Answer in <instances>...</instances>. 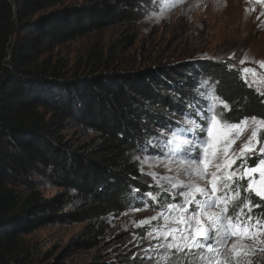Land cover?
Segmentation results:
<instances>
[{"label":"trees","instance_id":"trees-1","mask_svg":"<svg viewBox=\"0 0 264 264\" xmlns=\"http://www.w3.org/2000/svg\"><path fill=\"white\" fill-rule=\"evenodd\" d=\"M67 1L0 0V264H31L24 237L57 223H83L72 247L97 248L107 236V217L143 205L151 188L132 157L155 134L146 105L161 106L160 90L175 85L184 70L197 66L205 74L203 87L209 94L215 88L229 105L225 121L264 118V96L226 63L189 64L176 72L165 65L134 72L105 65L133 44L129 27L109 43L103 62L93 43L82 71L65 69L52 55L55 48L127 25L139 8L135 0ZM197 82L194 77L191 86ZM187 87L182 96L198 108ZM45 185L58 191L45 197ZM240 203L230 205V214ZM261 204L254 211L264 212ZM114 239L129 240L123 233ZM102 258L88 264L135 263L127 256Z\"/></svg>","mask_w":264,"mask_h":264},{"label":"rangeland","instance_id":"rangeland-1","mask_svg":"<svg viewBox=\"0 0 264 264\" xmlns=\"http://www.w3.org/2000/svg\"><path fill=\"white\" fill-rule=\"evenodd\" d=\"M82 1L68 0L67 2L76 4ZM135 1L139 3V8L127 25L108 27L58 46L52 53L53 57L57 58L65 69L82 71L89 62L87 49L93 43L97 45L101 55L99 58L103 62L109 43L126 27H129L135 33L133 44L121 48L120 52L112 54L110 59H105L104 64L111 69L134 72L165 65L176 72L179 66L191 67L189 64L202 66L204 62L215 61L226 63L228 66L234 65L235 67L231 68L235 69L241 77L242 67L258 68L255 62L264 60V4L257 3L256 0H183L174 7H168L167 10L163 0ZM241 59H246L244 65L240 64ZM195 68L197 70H184L181 77L177 76L178 79L180 78L179 81H176L175 85H169L168 90L161 87V106L146 105L151 119L156 120L151 124L155 132L154 136H157L162 129L190 127L185 123L188 118L198 121L207 118L204 113L214 101L205 98L210 94L208 88L201 85V81H207V79L204 73H197L201 71L197 66ZM174 76L172 72V77L175 78ZM194 77L198 79L196 87L191 86ZM184 83L188 85L184 91L193 95V98H198L197 102L200 103L198 108L190 106L193 105V99L188 102L182 96ZM197 88L199 92L194 91ZM252 88L259 92V88H264V85L259 87L254 85ZM200 93L205 95L202 96ZM216 104L215 112L224 120L223 113L226 109L218 101ZM175 106H179V109L184 108L186 112L175 110ZM211 115L212 113L208 112V116ZM187 135L189 138H195L190 133ZM248 135L250 131L246 132L234 146L237 151ZM143 144H145L144 141ZM143 147L144 145H141L136 155H141L140 149ZM146 155H159V150H153L149 146ZM255 163V159L249 161V164ZM144 170L157 173L159 176H175L180 171V166L168 160H149L144 164ZM146 178L149 185H152L150 191H157L151 178L148 176ZM40 191L45 197H49L58 189L45 185L40 188ZM160 195L167 200L166 193ZM142 197L143 205L137 207L142 209L141 211H133L135 208H132L123 214L107 217V236L94 249L82 250L71 245V239L80 231L83 223H57L35 230L24 237L31 252L26 262L88 264L94 260L103 262V256L108 257V261L127 256L129 259H135L134 264H155L159 254L151 250L150 244L154 245L157 242L155 240L150 242L144 238L145 229L135 225L141 220L156 215L159 208L145 195ZM120 233L127 235L129 240L126 243H115L114 236ZM245 242L251 243V241ZM145 249H149L147 254ZM163 251V249L159 250L161 253ZM146 255L154 259L149 261ZM249 259L252 264H264V254H257ZM180 264H184V261Z\"/></svg>","mask_w":264,"mask_h":264},{"label":"snow or ice","instance_id":"snow-or-ice-1","mask_svg":"<svg viewBox=\"0 0 264 264\" xmlns=\"http://www.w3.org/2000/svg\"><path fill=\"white\" fill-rule=\"evenodd\" d=\"M163 2L167 10L183 0ZM256 2L264 4V0ZM245 63L246 59L240 60L241 65ZM255 63L258 68H241V78L250 88L264 85V60ZM206 83L201 81V85ZM194 91L199 92V88ZM259 94L264 96V88H259ZM205 98L214 101L204 113L206 119L188 118L185 123L190 127L162 129L157 136L146 139L141 155L132 157L139 163L141 174L150 177L157 189L144 195L159 211L135 225L145 229L144 238L157 242L150 244L151 250L159 254L155 264H179L181 260L184 264H252L249 257L264 254V212L254 211L264 202V118L224 121L215 112L216 102L224 109L229 105L215 88ZM249 131L237 151L234 146ZM188 133L195 138H189ZM149 146L159 150V155H146ZM253 159L256 163L249 164ZM149 160H168L180 166V171L175 176L145 172L144 164ZM161 193L167 194V200ZM253 197L258 201L254 202ZM235 201L241 203L232 215L230 205ZM144 251L147 254L149 249ZM146 259L154 258L146 255Z\"/></svg>","mask_w":264,"mask_h":264}]
</instances>
